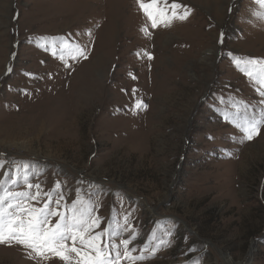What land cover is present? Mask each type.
I'll return each mask as SVG.
<instances>
[{"label": "rangeland", "instance_id": "1", "mask_svg": "<svg viewBox=\"0 0 264 264\" xmlns=\"http://www.w3.org/2000/svg\"><path fill=\"white\" fill-rule=\"evenodd\" d=\"M178 3L153 28L137 0H0V193L26 174L90 208L119 264H264V122L239 127L264 116V8ZM0 264L63 262L0 243Z\"/></svg>", "mask_w": 264, "mask_h": 264}, {"label": "snow or ice", "instance_id": "2", "mask_svg": "<svg viewBox=\"0 0 264 264\" xmlns=\"http://www.w3.org/2000/svg\"><path fill=\"white\" fill-rule=\"evenodd\" d=\"M256 2L264 8V0H256ZM137 4L153 28L159 23H167L172 19H186L189 14L187 10L183 15L177 11L183 7L178 0H171V3L169 0H137ZM257 18H264V12ZM73 51V59L76 56L86 58L84 50L78 45ZM252 63H258V61H252ZM134 107L142 108L147 105L142 101H137ZM262 122H264V116L261 119L251 120L247 125H240V130L244 133L243 139L252 140L258 135L259 125ZM24 180L29 189L36 188L34 194L10 190L0 193V243L9 245L15 243L45 261L55 258L63 264H119L121 254L117 245L113 243L109 249V245L100 240L101 237L109 235L108 229L93 234V229L99 227V217H93L90 208H78L77 202L74 201L71 208L60 212L49 206L52 200L51 193H43L40 185L34 186L28 183L26 174ZM11 182L16 183L17 181L13 179ZM3 184L4 181L0 180V187ZM42 195L47 197L42 207L29 203V201L39 202ZM62 199V196L57 199L56 204L59 205ZM50 217H57V219L53 223ZM68 241H71V245ZM77 241L80 247L76 246ZM121 243L124 246L123 256L125 258L143 259V257L130 255V240L124 239ZM112 253H115L114 257Z\"/></svg>", "mask_w": 264, "mask_h": 264}, {"label": "water", "instance_id": "3", "mask_svg": "<svg viewBox=\"0 0 264 264\" xmlns=\"http://www.w3.org/2000/svg\"><path fill=\"white\" fill-rule=\"evenodd\" d=\"M249 254H251V252H249Z\"/></svg>", "mask_w": 264, "mask_h": 264}, {"label": "bare ground", "instance_id": "4", "mask_svg": "<svg viewBox=\"0 0 264 264\" xmlns=\"http://www.w3.org/2000/svg\"><path fill=\"white\" fill-rule=\"evenodd\" d=\"M75 85V84H74ZM117 114V113H116Z\"/></svg>", "mask_w": 264, "mask_h": 264}]
</instances>
